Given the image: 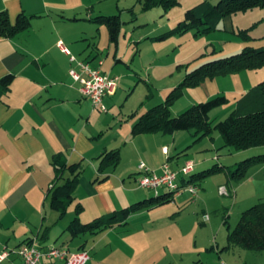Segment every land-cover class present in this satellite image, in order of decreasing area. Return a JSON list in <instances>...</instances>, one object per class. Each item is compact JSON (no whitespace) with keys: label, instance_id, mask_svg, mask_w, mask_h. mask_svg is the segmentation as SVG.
<instances>
[{"label":"rangeland","instance_id":"rangeland-1","mask_svg":"<svg viewBox=\"0 0 264 264\" xmlns=\"http://www.w3.org/2000/svg\"><path fill=\"white\" fill-rule=\"evenodd\" d=\"M95 1V5L87 12L82 10L76 20L67 18L65 30L68 33L80 32L83 36L87 35L88 39L84 38L83 42L88 41L91 48L101 49L106 55L109 43L108 28L104 24L90 22L89 18L98 15L120 16L122 22L120 38L124 45L129 43L131 49L128 61L131 70L140 75L136 77V81L141 83L134 94L133 92L130 95L124 94L119 102H116L117 108L123 109V112L131 107L144 109L163 103L167 94L183 81L188 72L205 63L239 54L246 46L264 47V7L232 16L234 33H227L224 30L225 24L227 26L228 23L225 18L220 23V30L210 34H196V30H190L165 40H152L174 28L184 19L187 10L205 0H179L180 4L168 9L159 6L148 10L144 9L143 0ZM212 1L217 3L218 0ZM24 13L34 15L30 12ZM246 29H250L249 41H244L239 36V33ZM115 48L116 45L113 44V52ZM150 59L154 63L150 71L154 82L146 86L148 84L145 79L148 72H145L141 65ZM122 68L124 78L125 66L123 65ZM263 80L264 67L207 80L198 87L187 88L184 96L172 106L171 114L177 117L196 104L223 95L229 98V103L210 113L211 121L216 124L227 119L236 110L238 101ZM144 88L148 89L146 97H143ZM139 97L141 98L137 100ZM145 102L146 104H143ZM105 105L110 113L116 111L114 106H110L109 101L106 100ZM97 113L104 114L100 111ZM103 135L105 139L102 142L105 147L115 149L117 144L113 134ZM153 136L155 135L152 134L150 138H155ZM193 137L194 131H180L175 136V144H172V140L146 143L150 147L146 152L150 159L145 156L132 160L131 154L127 155L126 152H132L133 145H125V147L123 145L120 150L121 162L118 165V172L126 175L125 189H127L140 187L142 174L135 176L129 173L134 172L143 163L157 172L167 162L177 167L174 160L179 156L182 159L180 168L188 161L195 164L193 174L210 169L216 164L220 165L222 169L218 172L201 181L193 182L200 187L196 197L184 193L180 197H174L173 202L155 205L151 209L133 214L125 225H116L97 234H82L76 238H73L68 231V226L76 215V205H71L70 211L63 219L52 223H49L51 222L49 220L40 235L47 237L46 243L49 247L64 245L76 250L79 243L87 242V251L91 257L89 264L220 263L221 255L229 251L225 247L228 244L230 231L238 224L242 212L248 209L242 203H237V194L239 193L240 197L249 196L254 190H258L257 187L260 189L259 184L264 185V163L250 167L240 182L230 181L229 171H235L236 165L248 158L264 154V147L238 151L233 147L225 146L223 137L217 130L211 136L195 143ZM164 147H168L171 153H174L172 159L162 153ZM192 175L190 174L189 177L191 178ZM134 177H137V181ZM240 184L243 185L239 187ZM220 186H222L221 191ZM146 193L149 198L154 195L148 190ZM92 220L93 218H84L82 222L88 223ZM34 231L37 235L38 230ZM1 237L7 239L5 243L8 245L2 246L0 251L11 247L15 240L20 238V236H0V239Z\"/></svg>","mask_w":264,"mask_h":264},{"label":"crops","instance_id":"crops-1","mask_svg":"<svg viewBox=\"0 0 264 264\" xmlns=\"http://www.w3.org/2000/svg\"><path fill=\"white\" fill-rule=\"evenodd\" d=\"M95 2V0H0V11L8 10L12 23L16 22L22 12L37 15L29 30L14 38L0 37V80L9 74L15 76L10 91L6 95H0V236H20L9 247L10 249L8 248L9 250L17 248L26 240H36L40 246L50 248L46 243L47 237L40 234L49 220H51L49 223H52L63 219L59 212L51 208L48 198V191L53 186L54 179L52 166L54 155L61 153L68 165L77 163L84 165V172L74 193L75 201L72 205L82 204L83 212L80 215L82 221L84 218L95 219L149 199L147 189L140 188L141 186L125 189L126 175L118 172L119 166L109 167L104 172L99 171L100 155L104 151L114 149L105 147L102 142L105 139L103 134H113L117 144L115 149L122 150L123 145L124 147L133 145V151L126 152L127 155L131 154L132 160L148 156L146 152L150 147L146 143L149 144L151 141L172 140V144H175L177 132L169 135L172 138L161 133L154 134L155 138H150L152 134L132 136V128L140 115L153 106L144 107L146 110L131 107L124 112L123 109L117 108L116 102H119L124 94L130 95L132 92L134 94L141 84L136 81V77L140 75L131 70L128 61L131 49L129 43L124 45L119 38L118 43L114 44L108 38L107 54L104 55L103 50H95L88 41L83 42L84 38L88 39L87 35L66 32L67 18L76 20L82 10L87 12ZM230 19L231 17L225 19L228 23L227 26L225 24L224 30L227 33H234V21ZM60 41L78 59L89 62L93 67L100 68L106 73L120 76L121 82L116 94L105 99L116 111L110 113L107 108V112L98 114V110L93 109L90 101L81 95L79 84L69 73L73 64L69 55L62 52L59 47ZM113 44L116 45L114 52ZM141 67L148 72L146 86L153 84L154 78L150 73L154 67L153 61L147 60ZM147 90L144 88L143 97L147 96ZM173 154L169 149V159L174 157ZM174 162L177 163V167H173L172 164L171 167L181 169L182 159L179 156ZM129 174L140 175L139 167ZM68 176L69 173L65 178ZM134 179L137 181V177ZM262 184H259L260 189L257 187L258 190H254L249 196L240 197L238 193L237 203L250 208L264 200ZM221 188L222 186L219 188L220 191ZM34 227L36 229H33ZM34 230H38L37 235L34 234ZM6 240L0 239V248L8 245L5 243ZM86 243H79L76 250H87ZM90 262L91 259L87 264ZM0 264L23 262L16 254H11ZM218 264H264V251H251L234 246L221 255Z\"/></svg>","mask_w":264,"mask_h":264},{"label":"trees","instance_id":"trees-1","mask_svg":"<svg viewBox=\"0 0 264 264\" xmlns=\"http://www.w3.org/2000/svg\"><path fill=\"white\" fill-rule=\"evenodd\" d=\"M144 9L163 6L171 8L180 4L179 0H143ZM264 7V0H205L187 10L185 17L174 28L152 40H165L177 34L196 30V34H210L218 31L220 23L227 17L246 12L255 8ZM36 15L19 14L15 23H12L8 10L0 11V37L14 38L29 30ZM97 24H104L108 28L109 40L117 44L121 34V19L119 15H98L90 18ZM250 29L239 33L244 41H249ZM264 67V47L255 48L246 46L236 55L205 63L186 74L183 81L173 88L166 96L163 103L144 111L132 128V136L162 133L173 135L180 131H194V143L211 136L218 131L224 140V145L233 147L238 151L264 147V80L244 95L239 101L236 110L224 121L214 124L210 113L229 103L226 96H217L205 102L190 107L181 115L174 117L171 114L172 106L184 96L187 88H195L217 77L238 74L249 70H258ZM15 79L13 74L4 76L0 80V95H6ZM148 99V98H147ZM144 104V103H143ZM99 171L104 172L109 167H116L121 162L119 149L104 151L100 157ZM264 163V154L248 158L240 162L235 171H229L230 181L240 182L247 170L255 165ZM54 170L53 186L48 191L50 206L64 218L75 201L74 193L80 184V177L84 172L83 163L68 165L61 153L53 156ZM222 167H214L198 174L191 173L188 182L201 181ZM69 176L65 178V175ZM195 184V183H194ZM174 201V194L164 193L153 195L133 203L125 208L114 210L101 215L91 222L83 223L80 214L83 206L76 204V215L68 226V231L73 238L82 234L98 232L112 228L116 225L127 224L128 219L144 209L163 205ZM26 240L25 242H27ZM228 244L225 249L240 246L251 251H264V200L242 212L236 227L228 235ZM24 242V243H25Z\"/></svg>","mask_w":264,"mask_h":264},{"label":"built area","instance_id":"built-area-1","mask_svg":"<svg viewBox=\"0 0 264 264\" xmlns=\"http://www.w3.org/2000/svg\"><path fill=\"white\" fill-rule=\"evenodd\" d=\"M59 47L70 57L73 66L69 73L79 84L81 95L90 101L94 110L107 112L105 99L116 94L121 82L120 76L106 73L100 68L93 67L89 62L78 59L62 41L59 42ZM163 153L169 154L168 147L163 148ZM194 167L195 164L189 161L180 170H175L167 162L155 172L143 163L139 165L142 174L140 186L155 195L170 193L176 198L189 193L196 197L200 192L199 185L187 181ZM206 219H209L208 215ZM11 254H16L23 264H87L91 259L86 249L71 250L66 246L44 248L36 240L22 243L14 250L4 248L0 251V262L5 261Z\"/></svg>","mask_w":264,"mask_h":264}]
</instances>
